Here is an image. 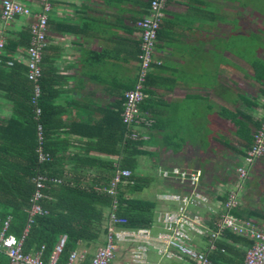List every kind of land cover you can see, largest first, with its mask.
Here are the masks:
<instances>
[{
	"label": "crops",
	"instance_id": "obj_1",
	"mask_svg": "<svg viewBox=\"0 0 264 264\" xmlns=\"http://www.w3.org/2000/svg\"><path fill=\"white\" fill-rule=\"evenodd\" d=\"M14 1L29 7L32 14L8 22L0 16V37L5 43L29 27L34 13L42 10L39 0ZM48 1V28L40 66L51 93L55 90L52 98L59 122L53 131L59 141L67 142L64 169L76 170L81 180L90 183L104 175L100 163L110 158L94 146L109 145L104 137L111 129L116 130L113 114L123 92L132 85L139 64L141 34L135 21L147 13L149 0ZM261 3L264 0L166 1L149 70L147 112L151 120L148 126L139 127L148 153L138 157L136 174L144 176L143 170L150 163L158 175L160 169L171 167L202 170L199 165L210 159L214 148L228 147L241 156L238 150L243 149L242 140L236 135L232 117L236 111L250 116L248 128L253 131L264 115ZM9 56L27 67L26 48L17 47ZM12 61L3 64L0 59V127L10 121L12 96L18 97L23 90L22 75L16 71L10 75ZM237 119L241 117L237 115ZM191 155L195 164H186L192 161ZM78 156L99 160L93 162L95 167L74 169V164L81 162ZM202 173L201 187L210 202L193 211L200 212L208 223L215 220V211L222 207L219 198L228 191L221 181L206 184ZM159 177L161 190L150 199L155 202V215L175 206L161 201L159 194L182 190L177 181ZM239 208H243L240 202ZM244 208L252 212L245 218L264 228V209ZM153 224L152 232L156 233L161 228ZM97 247L80 244L77 250L93 255ZM131 247L127 241L117 244L116 264L128 263ZM148 259L157 264H187L159 260L153 250Z\"/></svg>",
	"mask_w": 264,
	"mask_h": 264
},
{
	"label": "trees",
	"instance_id": "obj_2",
	"mask_svg": "<svg viewBox=\"0 0 264 264\" xmlns=\"http://www.w3.org/2000/svg\"><path fill=\"white\" fill-rule=\"evenodd\" d=\"M30 39L29 27L22 28L17 37L8 39L1 54L3 64L6 60L12 61L9 55L13 54L17 47L27 48ZM153 63L154 60L150 68ZM11 64L10 75L14 71L22 75L23 90L18 97L12 96L13 112L10 121L5 123V127H0V219L10 216L9 232L15 236L20 237L25 227L27 209L35 189V176L40 174L47 178L45 186L41 189L42 197L38 201L46 212L33 216L23 240V251L35 252L43 246V259L46 261L59 238L64 235L65 242L58 260L59 264H63L69 253L77 250L80 244L86 247H99L105 241L108 216L114 199L117 202V216L125 219V223L120 226L132 229L151 227L155 222V202L133 196L134 192L143 190L150 182V177L139 176L135 172L138 157L148 153L144 149L145 141L142 140L139 127L148 126L151 120L147 112L150 103L148 97L150 68L144 82V98L138 104L136 115L138 123L132 122L129 125L123 123L122 95L116 114H113L116 117V130L111 129L104 137L109 145L94 146V149L110 156L108 160H100L104 175H100L94 182L86 183L79 178L76 170H66L63 167L67 142L65 139L59 141L58 135L53 131L58 126L56 123L58 110L52 98L55 90L51 93V87L47 84L44 74H41L39 78L41 93L37 99L40 114L35 117V105L31 103L33 84L26 77L27 67L15 60ZM134 81L135 78L126 90L133 88ZM237 115L241 119H237ZM113 118L114 116L111 119ZM232 119L237 127L236 135L242 140L243 145V149L238 152L244 157L252 141V131L248 128V122H252V118L236 111ZM38 123L42 126V151L48 155L44 161L38 160ZM258 126L255 123V127ZM132 133H136L137 136L131 137ZM68 159L72 160V157ZM78 159L81 162L75 163L74 169L77 166L95 167L93 162L99 160L82 156H78ZM116 169H129L131 174L125 182L118 184L113 197L107 192V187ZM51 178L59 179V182L52 181ZM226 197V194H222L219 200L223 202ZM232 213L242 218L252 216V212L244 213L239 208L233 209ZM208 224L212 226L213 220L209 219ZM250 244L251 240L246 237L226 231L215 241L216 248L208 252V257L212 264H244L245 249L242 246ZM90 255L89 253L86 255L84 264L89 263L92 257ZM0 264H8V258L3 253H0Z\"/></svg>",
	"mask_w": 264,
	"mask_h": 264
},
{
	"label": "built area",
	"instance_id": "obj_3",
	"mask_svg": "<svg viewBox=\"0 0 264 264\" xmlns=\"http://www.w3.org/2000/svg\"><path fill=\"white\" fill-rule=\"evenodd\" d=\"M167 0H149L147 13L135 21L140 30L139 66L136 72L133 88L123 92L124 102L121 118L123 123L129 125L138 123L136 115L138 104L144 98V82L147 72L153 62L157 31L163 17V9ZM42 10L34 13V19L29 25L31 39L26 48L27 78L32 81L31 103L35 105V117L40 114L37 99L41 89V54L46 44L48 15L50 3L48 0H39ZM31 9L14 0H1L0 16L4 22L11 21L16 16L31 15ZM5 40L0 37V59ZM38 160L44 161L48 155L42 151V126L37 125ZM136 133L131 137L135 138ZM264 158V115L259 126L252 131V141L243 157L244 164L236 168L240 179L248 176V168L255 162ZM247 166V167H246ZM131 174L129 169H116L107 187V192L116 194L118 184L125 182ZM159 175L163 179L175 180L182 188L181 191H167L158 195L161 201L174 204L173 209L157 212L155 222L160 226L156 233L152 232L153 224L149 228H126L120 226L125 219L116 214V199L113 200L112 209L107 221L105 241L100 245L88 264H111L114 259L117 244L129 242L132 244L127 264H157L148 259L149 251L153 250L158 259L184 261L187 264H212L208 252L216 248L215 241L226 231L239 234L251 240L245 247L244 264H264V228H259L248 218H242L232 213L238 208L237 194L233 191L227 193L222 202L221 209L215 214L217 218L209 225L203 215L193 208L207 206L210 202L209 195L201 187L202 170L199 168L171 167L160 169ZM46 176L37 174L34 178L35 189L31 196V203L27 209L28 217L20 237L9 232L10 216L0 219V253L8 258V264H59V253L65 242L62 235L46 261L43 259V246L35 252H24L23 240L32 222L34 215L46 211L39 204L42 197L41 189L45 186ZM59 182V179L51 178ZM154 222V223H155ZM203 243L204 246H200ZM85 251L72 250L63 264H84Z\"/></svg>",
	"mask_w": 264,
	"mask_h": 264
},
{
	"label": "rangeland",
	"instance_id": "obj_4",
	"mask_svg": "<svg viewBox=\"0 0 264 264\" xmlns=\"http://www.w3.org/2000/svg\"><path fill=\"white\" fill-rule=\"evenodd\" d=\"M263 5L262 3L260 4V6L264 7ZM225 134L229 136V134ZM231 139L234 140L233 142L236 141V139ZM209 157L211 162L208 160L199 165L204 172L206 184L210 185L211 183L214 184L221 181L220 185L224 184V189L237 194L238 203L240 202V205L243 207L240 209L238 204V208L242 212L246 213V208L244 207L249 208V206H255L259 210L264 209V158L255 162L250 167L246 166L248 168V176L242 180L239 178L236 168L244 164L243 157L236 155L232 149L228 147L214 148L212 153H209ZM189 162L186 164L193 165L196 159L192 158V161L189 159ZM143 173H145L144 176L150 177V182L143 190L134 192L133 196L142 199H152L153 194L161 190L159 186L161 178L157 174V168L152 163L148 165L147 169L143 170ZM116 259L115 253L112 264H116Z\"/></svg>",
	"mask_w": 264,
	"mask_h": 264
}]
</instances>
